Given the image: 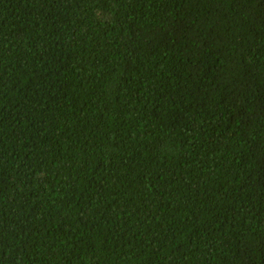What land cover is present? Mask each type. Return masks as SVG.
Segmentation results:
<instances>
[{
  "label": "trees",
  "instance_id": "16d2710c",
  "mask_svg": "<svg viewBox=\"0 0 264 264\" xmlns=\"http://www.w3.org/2000/svg\"><path fill=\"white\" fill-rule=\"evenodd\" d=\"M0 264H264V0H0Z\"/></svg>",
  "mask_w": 264,
  "mask_h": 264
}]
</instances>
